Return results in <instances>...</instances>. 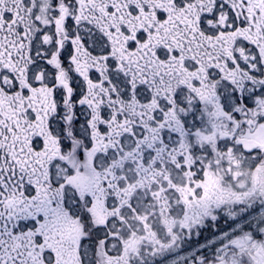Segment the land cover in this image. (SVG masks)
Returning <instances> with one entry per match:
<instances>
[{"label": "snow or ice", "instance_id": "6c2138e0", "mask_svg": "<svg viewBox=\"0 0 264 264\" xmlns=\"http://www.w3.org/2000/svg\"><path fill=\"white\" fill-rule=\"evenodd\" d=\"M0 264H264V0H0Z\"/></svg>", "mask_w": 264, "mask_h": 264}]
</instances>
